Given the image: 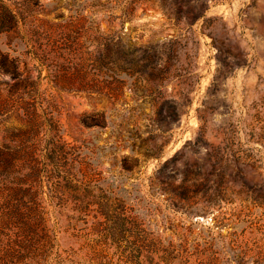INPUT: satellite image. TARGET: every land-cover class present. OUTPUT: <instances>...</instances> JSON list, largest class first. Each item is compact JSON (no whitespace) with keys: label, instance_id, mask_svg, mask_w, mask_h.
Here are the masks:
<instances>
[{"label":"rangeland","instance_id":"374dc122","mask_svg":"<svg viewBox=\"0 0 264 264\" xmlns=\"http://www.w3.org/2000/svg\"><path fill=\"white\" fill-rule=\"evenodd\" d=\"M4 1L0 264H264V0Z\"/></svg>","mask_w":264,"mask_h":264},{"label":"trees","instance_id":"16d2710c","mask_svg":"<svg viewBox=\"0 0 264 264\" xmlns=\"http://www.w3.org/2000/svg\"><path fill=\"white\" fill-rule=\"evenodd\" d=\"M33 5L38 6L40 5V0H33ZM20 23V18L17 13H15L6 3L4 0H0V34L3 32H9L15 30ZM9 74L12 76L13 79H16L14 84L11 87L16 88L22 84L24 79H20V67L18 63L15 61H0V76ZM1 84V82H0ZM40 81L37 78H34L30 74V89H38Z\"/></svg>","mask_w":264,"mask_h":264}]
</instances>
